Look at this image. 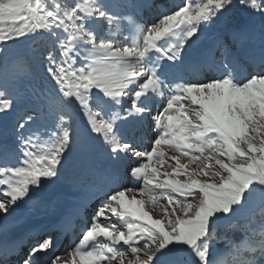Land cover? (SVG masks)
Returning a JSON list of instances; mask_svg holds the SVG:
<instances>
[{"label": "snow or ice", "instance_id": "obj_1", "mask_svg": "<svg viewBox=\"0 0 264 264\" xmlns=\"http://www.w3.org/2000/svg\"><path fill=\"white\" fill-rule=\"evenodd\" d=\"M146 7L0 0V225L39 232L0 264H264V0H179L141 23ZM242 38L259 47L246 74ZM77 159L87 195L54 199Z\"/></svg>", "mask_w": 264, "mask_h": 264}, {"label": "rangeland", "instance_id": "obj_2", "mask_svg": "<svg viewBox=\"0 0 264 264\" xmlns=\"http://www.w3.org/2000/svg\"><path fill=\"white\" fill-rule=\"evenodd\" d=\"M146 3L148 4V7H146L142 13V19H141V23H144L145 21H150V20H154L157 15L159 14V12L161 10H164L166 7L168 9H171L176 3H179V0H146ZM152 5H155V7H153ZM215 39V35L214 34H208L205 38H204V43L205 44H212L213 41ZM229 44V48L230 50H232L237 56L241 57L243 61H245L244 63V68H245V74H246V70L247 67L251 64V60L249 59L250 56L255 55L258 57L259 55V47L256 44L255 41L249 40L247 38H242L240 40H236V41H232L229 40L228 41ZM33 47H38V45H34ZM223 56V49L222 48H217V47H213L209 59L210 60H219L221 59ZM198 78H204L203 75H201ZM0 127H2V125H0ZM3 138L0 137V140H2ZM165 151L167 153L168 156L173 155L174 153H172L171 151H169L167 148H165ZM182 162H186L185 160H182ZM101 168L103 167V163L101 162L99 165ZM194 165L190 166L193 167ZM164 169H161V171H163ZM83 172V164L80 160H74L67 168L66 174H65V178L61 181V183L57 186L54 187L53 191L56 193V196L54 197V199L59 200H63L65 202H73L77 199H79L82 196H86L87 195V190H88V184L91 180V178L86 179L84 183L82 184H74L73 180L75 177L80 176ZM94 182V181H91ZM93 201H89V204L93 203ZM151 206H149V210H150ZM256 218V217H255ZM254 218V221H255ZM86 219V217H85ZM245 218H240L238 221L234 222L238 225H242L244 224ZM256 222V221H255ZM258 225V224H257ZM229 234V235H228ZM236 234L237 236L241 237L243 236V232L239 227H232V228H220L217 231V239L215 240V247L220 250L221 252L225 253V259L226 260H231L232 256L229 254V248L231 247L232 244L239 242L240 239H238L237 241H234L231 237ZM39 235V233H38ZM59 234L58 236V242H59V247L57 248V254H60L62 252H64L65 250H67L69 248V246L77 241L78 236H79V228L78 227H73L72 230H69V232L65 235V232ZM228 235V236H227ZM259 235V230L257 231V236L255 237V239H259L258 237ZM25 237V238H24ZM32 235L31 237L29 235H25V234H21L17 237H14L13 240H6V239H1L0 242L1 243H5V242H12L15 241L17 242V240H22L18 243L19 247L17 249V253L16 255L12 254L9 256V259L12 261H15L17 256L21 253V251L26 248L29 244V242L32 239ZM3 243V245H4ZM3 245H0V247H2ZM244 256H247L250 258L251 257V253H243ZM258 255V254H257Z\"/></svg>", "mask_w": 264, "mask_h": 264}, {"label": "bare ground", "instance_id": "obj_3", "mask_svg": "<svg viewBox=\"0 0 264 264\" xmlns=\"http://www.w3.org/2000/svg\"><path fill=\"white\" fill-rule=\"evenodd\" d=\"M59 201L65 202L64 199L63 200H59ZM39 218L40 217H37L36 219H39ZM6 232H7V236H5ZM38 233H39L38 231H36L34 228H32L30 223H25L24 221L10 222L9 225H7V227H5L4 225H0V240L1 239H6V240L10 241V240H13L14 237H17V236H19L21 234L29 235L30 237L32 235L33 236L32 239H33V238H37L38 237L37 236ZM22 240H20V241H22ZM20 241L17 240V244ZM3 243H1V245H3Z\"/></svg>", "mask_w": 264, "mask_h": 264}, {"label": "trees", "instance_id": "obj_4", "mask_svg": "<svg viewBox=\"0 0 264 264\" xmlns=\"http://www.w3.org/2000/svg\"><path fill=\"white\" fill-rule=\"evenodd\" d=\"M255 221H256L257 224H259V217H258V216L255 218ZM228 235H229V234H228ZM228 235H227V236H228ZM258 237H259V235H258ZM231 238H232L234 241H237L238 239H240V237L237 236L236 234H234ZM246 257H248V255H247Z\"/></svg>", "mask_w": 264, "mask_h": 264}]
</instances>
